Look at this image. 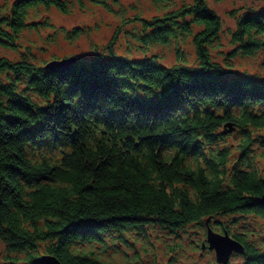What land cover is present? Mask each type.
Instances as JSON below:
<instances>
[{"label":"trees","instance_id":"16d2710c","mask_svg":"<svg viewBox=\"0 0 264 264\" xmlns=\"http://www.w3.org/2000/svg\"><path fill=\"white\" fill-rule=\"evenodd\" d=\"M150 2L160 11L151 18L129 5L141 57L117 52L116 30L59 73L20 39L50 24L29 20L30 10L71 14L83 0H14L0 10V49L15 55L0 53V264L47 255L60 264H218L209 230L243 246L226 264H264V170L245 150L251 130L264 138V6L239 16L226 52L208 0ZM48 28L52 42L59 30L79 34ZM188 35L194 64L178 45L176 63L148 55ZM254 55L262 80L234 73L230 61ZM230 135L239 141L230 145Z\"/></svg>","mask_w":264,"mask_h":264},{"label":"rangeland","instance_id":"374dc122","mask_svg":"<svg viewBox=\"0 0 264 264\" xmlns=\"http://www.w3.org/2000/svg\"><path fill=\"white\" fill-rule=\"evenodd\" d=\"M14 0H0V10L3 11V6L9 7ZM127 8L125 11H120L115 8V11H109L101 5L90 3L88 0H83V5L75 8L74 12L71 14H63L54 7L49 9L38 8L30 10L29 20H39V24L47 19L49 21V26L57 27L56 31L63 27L69 31L79 30V34L74 36L73 39L70 38L67 34L59 30L55 37V41L51 40V33L53 28H48L49 26H37L39 31L36 29H28L23 31L20 42L23 46L27 44L33 45V53L38 57L36 59L37 64H44V66L52 60H61L72 56H83L90 57L92 53V48L95 45L99 47L105 46L113 37L114 32L117 30L116 43L117 52L124 53V51L132 50L130 54L132 57H141L142 53L136 50V37L130 32H135L137 25L132 21V16L135 13V10L129 7L130 3H136L139 8L140 13L145 17L151 18L154 15H158L160 11L156 9L150 2V0H121ZM193 0H175V8L178 9L182 4L191 3ZM109 4H112L110 0H107ZM209 5L214 11H216L221 19V24L223 27V32L219 37V42L221 46L223 45V51H231V37L230 32L236 27L237 19L240 15L244 14L247 11L257 10L260 7L264 6V0H208ZM174 8V7H173ZM1 15V14H0ZM37 24V22H36ZM75 29V30H74ZM54 40V39H53ZM157 47L153 48L148 55L157 54V52L163 56L160 59L165 63L173 64L176 63L177 54L174 50L175 45H178L179 48L183 51L184 57L183 61L189 64H194L196 62V55L194 46L192 43V36L188 35L185 38H178V40L171 39L170 43L165 45L156 44ZM226 48V49H225ZM157 51V52H156ZM214 52H217L215 50ZM225 52V53H226ZM0 53L15 57V55L5 50L4 48L0 49ZM154 57V56H153ZM223 57L217 55L216 58L222 60ZM238 57V56H237ZM234 65V73L243 75V74H252L257 78H260L258 74L259 64L261 63V56L254 55L251 58H237L235 61H230ZM46 70V69H45ZM68 70V69H67ZM67 70H64L65 72ZM5 76L1 75V78ZM262 80V75L261 78ZM33 102L44 105L46 101H43L39 96H32ZM255 135L257 132L251 130ZM264 130L258 131V133H263ZM254 137L250 142L249 147L245 150L250 153L249 160H255L256 166L264 170V156L260 157L261 154H264V138L263 140L257 141ZM228 142L230 145L239 141L238 136L231 137L228 136ZM261 143L263 146L258 144ZM233 160L239 158L240 151H237L236 148L231 147ZM242 152V151H241ZM241 158V156H240ZM244 159V158H242ZM245 160V159H244ZM48 256V255H47Z\"/></svg>","mask_w":264,"mask_h":264},{"label":"water","instance_id":"95a60500","mask_svg":"<svg viewBox=\"0 0 264 264\" xmlns=\"http://www.w3.org/2000/svg\"><path fill=\"white\" fill-rule=\"evenodd\" d=\"M78 61L77 56L65 58L64 60H52L44 68L51 73L64 72ZM230 127V124L227 125ZM260 202L264 205V195ZM207 241L212 250L216 253L218 264H226L234 253H243V246L233 239L228 233L220 234L213 230L208 231ZM43 264H60L54 256H45L40 259Z\"/></svg>","mask_w":264,"mask_h":264},{"label":"bare ground","instance_id":"6f19581e","mask_svg":"<svg viewBox=\"0 0 264 264\" xmlns=\"http://www.w3.org/2000/svg\"><path fill=\"white\" fill-rule=\"evenodd\" d=\"M98 120V119H97ZM230 130V129H229Z\"/></svg>","mask_w":264,"mask_h":264}]
</instances>
